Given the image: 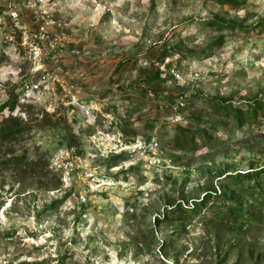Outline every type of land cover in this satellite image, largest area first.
Returning a JSON list of instances; mask_svg holds the SVG:
<instances>
[{
  "label": "rangeland",
  "instance_id": "obj_1",
  "mask_svg": "<svg viewBox=\"0 0 264 264\" xmlns=\"http://www.w3.org/2000/svg\"><path fill=\"white\" fill-rule=\"evenodd\" d=\"M236 1L0 0V264H264L262 205L162 220L264 164V121L210 108L264 100V0ZM198 117L218 144L171 149Z\"/></svg>",
  "mask_w": 264,
  "mask_h": 264
},
{
  "label": "trees",
  "instance_id": "obj_2",
  "mask_svg": "<svg viewBox=\"0 0 264 264\" xmlns=\"http://www.w3.org/2000/svg\"><path fill=\"white\" fill-rule=\"evenodd\" d=\"M216 2L221 5H230L235 9H238L240 6V3L236 0H216ZM202 21L205 25L216 31H223L225 28L234 27V23H227L214 18ZM222 40L223 36H220L209 43L206 48L202 49L199 56L208 57L214 48H219L221 46ZM161 59H163V57ZM152 80V78L147 80L146 85L149 86L150 90L153 89L154 93L157 95L159 88L152 86ZM171 97V95L168 96L169 99ZM5 106H10V110H13L14 108V104L6 102L0 105V110ZM210 108L216 115L224 116V119L231 116L233 122L238 127L243 126L247 122H256L258 120L264 121V100L260 98L248 101L247 108L235 107L225 98H212L210 101ZM197 119L199 120L187 126H175L170 142L171 149L175 151L195 153L202 147L211 146L212 142L215 140V144H218V138L212 137V132L210 131L212 127L209 128L206 125L207 121H204L201 117H198ZM11 120H13L12 117L4 119L6 122ZM1 132L0 138L3 140L4 138L20 134L21 130L7 127L3 128ZM21 158V155L18 154L13 156L11 160L14 162H20L22 160ZM120 160H123V155H117L112 164L116 165ZM219 176H222L221 178H223L220 179L221 182L224 183V187H222V190H220L218 194L205 192L201 198L195 200L191 205H178V207L175 205L168 209L169 213H166L167 215L164 213L162 220H165L168 214L173 213L174 211H178V213L183 216L180 218H193L203 210H211L214 214H219L221 212L227 217L242 216L248 220H253V213L255 210L259 209L260 205L264 206V164L260 166L250 165L246 170L242 171L225 170ZM243 199L249 201L251 207L254 206V208L250 210L247 209V211L243 210V202L241 203V200ZM22 264L27 263L23 262Z\"/></svg>",
  "mask_w": 264,
  "mask_h": 264
},
{
  "label": "built area",
  "instance_id": "obj_3",
  "mask_svg": "<svg viewBox=\"0 0 264 264\" xmlns=\"http://www.w3.org/2000/svg\"><path fill=\"white\" fill-rule=\"evenodd\" d=\"M10 14H11V15H16V13H15V12H11Z\"/></svg>",
  "mask_w": 264,
  "mask_h": 264
}]
</instances>
